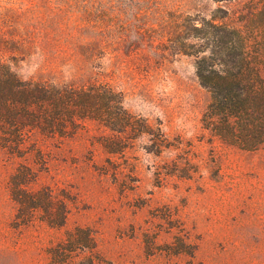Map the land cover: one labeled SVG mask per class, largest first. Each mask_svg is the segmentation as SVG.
<instances>
[{
  "label": "rangeland",
  "instance_id": "rangeland-1",
  "mask_svg": "<svg viewBox=\"0 0 264 264\" xmlns=\"http://www.w3.org/2000/svg\"><path fill=\"white\" fill-rule=\"evenodd\" d=\"M247 1L0 0L4 76L102 94L97 117L46 104L63 134L28 128L18 149L0 123V264H264V148L203 128L196 76L217 49L208 23ZM19 166L64 196V226L17 219Z\"/></svg>",
  "mask_w": 264,
  "mask_h": 264
},
{
  "label": "trees",
  "instance_id": "trees-1",
  "mask_svg": "<svg viewBox=\"0 0 264 264\" xmlns=\"http://www.w3.org/2000/svg\"><path fill=\"white\" fill-rule=\"evenodd\" d=\"M214 21L208 23L219 36L214 58L197 59L196 63L198 82L210 95L202 118L203 128L229 147L257 151L264 148V0H248L238 15L221 18L219 25ZM5 69L0 64V123L8 122L13 131L10 145L4 147L18 149L22 131L28 128L45 136L63 134L65 128L55 122L56 118L46 117V104L58 113L67 105L81 113L92 112L96 117L100 113L99 91H69L63 96L54 86L22 81L16 75L6 77L1 73ZM9 104L13 109H9ZM123 115L125 118L113 124L119 131L130 126L129 115ZM37 153L42 155L41 150ZM34 174L32 169L19 166L10 179L17 219L26 224L41 213L40 222L61 228L68 214L65 198L50 187L29 190L28 186L35 182Z\"/></svg>",
  "mask_w": 264,
  "mask_h": 264
}]
</instances>
